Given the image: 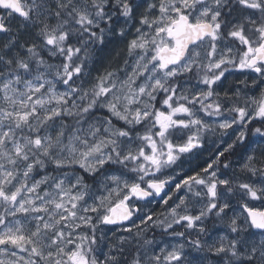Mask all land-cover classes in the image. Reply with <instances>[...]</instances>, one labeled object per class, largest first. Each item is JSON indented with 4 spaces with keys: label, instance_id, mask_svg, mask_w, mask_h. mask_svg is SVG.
<instances>
[{
    "label": "snow or ice",
    "instance_id": "snow-or-ice-1",
    "mask_svg": "<svg viewBox=\"0 0 264 264\" xmlns=\"http://www.w3.org/2000/svg\"><path fill=\"white\" fill-rule=\"evenodd\" d=\"M0 34V264H264V0H0Z\"/></svg>",
    "mask_w": 264,
    "mask_h": 264
},
{
    "label": "rangeland",
    "instance_id": "rangeland-1",
    "mask_svg": "<svg viewBox=\"0 0 264 264\" xmlns=\"http://www.w3.org/2000/svg\"><path fill=\"white\" fill-rule=\"evenodd\" d=\"M97 67H99V65H97ZM236 75H239V74H236ZM233 80H235V76H229V82H232ZM210 155H211L210 153L206 152L204 155L200 156L199 158L194 157L191 161H186L185 164H184L185 171H190L192 169H197L201 164L204 163V161H206L209 158ZM238 171H239V168L237 167V172ZM232 203H233L234 206H236V201L235 200H233ZM251 204L254 205L259 210H264V202H262V201H251ZM151 207L156 212H161L164 206L163 205H159L157 203H153L151 205ZM116 234L119 235L120 233L117 232ZM98 235H99V233H98ZM106 235H107L109 240H112V239L115 238L113 236L112 231H106Z\"/></svg>",
    "mask_w": 264,
    "mask_h": 264
},
{
    "label": "flooded vegetation",
    "instance_id": "flooded-vegetation-1",
    "mask_svg": "<svg viewBox=\"0 0 264 264\" xmlns=\"http://www.w3.org/2000/svg\"><path fill=\"white\" fill-rule=\"evenodd\" d=\"M19 27V21L18 20H13L12 21V28H13V33H15V30ZM3 42V36L0 34V43Z\"/></svg>",
    "mask_w": 264,
    "mask_h": 264
},
{
    "label": "trees",
    "instance_id": "trees-1",
    "mask_svg": "<svg viewBox=\"0 0 264 264\" xmlns=\"http://www.w3.org/2000/svg\"><path fill=\"white\" fill-rule=\"evenodd\" d=\"M21 31L24 32L25 30L24 29H21ZM23 38L24 39H27L28 37L25 35Z\"/></svg>",
    "mask_w": 264,
    "mask_h": 264
}]
</instances>
